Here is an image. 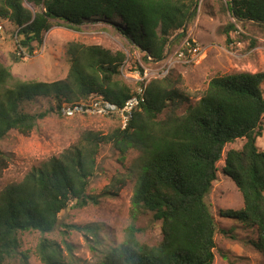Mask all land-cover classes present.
<instances>
[{
    "label": "trees",
    "instance_id": "16d2710c",
    "mask_svg": "<svg viewBox=\"0 0 264 264\" xmlns=\"http://www.w3.org/2000/svg\"><path fill=\"white\" fill-rule=\"evenodd\" d=\"M195 7V0H0V23L10 22L17 30V46L32 55L53 22L77 29L100 21L139 46L146 60L161 62L168 56L171 39L185 36ZM226 9L239 23L264 26V0H226ZM67 55L69 74L53 83L18 80L0 62V140L11 131L29 136L65 103L89 101L96 95L121 108L138 94L121 79L124 53L70 43ZM160 81L142 87L144 102L124 130L110 136L88 131L59 158L0 191V264L16 260L29 264L28 253L19 251L21 233L50 234L70 206L98 203L88 191L97 174L99 150L111 141L122 156L129 149L139 153L133 221L151 216L161 223L163 239L158 245L141 242V231L133 223L125 241L105 251L97 264H214L218 228L207 197L225 147L238 140L245 143L240 150L228 151L223 174L236 184L244 209L225 211L223 216L256 228L254 247L264 256V151L257 145L264 132V72L214 77L199 102L180 117L165 113L167 101L174 102L178 93L164 89ZM40 99H50L54 107L28 112V105ZM10 162L11 156L0 151V178ZM110 193L108 186L104 195ZM73 228L98 235L97 225ZM37 252L43 264H88L67 258L61 246L46 237Z\"/></svg>",
    "mask_w": 264,
    "mask_h": 264
},
{
    "label": "rangeland",
    "instance_id": "374dc122",
    "mask_svg": "<svg viewBox=\"0 0 264 264\" xmlns=\"http://www.w3.org/2000/svg\"><path fill=\"white\" fill-rule=\"evenodd\" d=\"M195 2L194 20L186 25L184 37L177 35L171 39L166 59L171 58L186 40L196 41L202 47V58L194 65L175 63L165 75L160 70L162 64L157 66L146 60L139 46L112 25L100 21L84 24L77 29L53 22L54 26L44 35L43 44L37 46L31 55L17 46L16 28L2 20L0 62L18 80L53 83L65 80L69 74L67 47L70 43L101 46L113 54L121 52L126 56L121 67L122 81L137 91L140 87H148L152 81L161 80L160 85L164 89L178 93L174 102L167 101L165 113L180 117L189 106L199 102L214 77L264 72V26L237 22L226 9V0ZM232 25L236 26L235 30L230 29ZM21 54L25 57L15 60ZM51 105L54 107L50 99H40L37 103H30L27 111L41 112ZM160 119H165V116ZM120 129L123 130L116 117L81 115L68 119L55 112L41 120L29 136L11 131L0 140V151L11 156L9 168L0 178V191L20 183L31 171L52 158H59L64 151L78 144L84 133L93 131L110 136ZM244 143L238 140L225 147L222 159L217 164L218 178L207 197L218 228L214 264H264V256L254 247L258 239L257 229L242 220L223 216L225 211L244 209L239 189L223 174L228 151L240 150ZM257 145L264 151V132ZM138 156L134 149H129L122 156L113 141L102 144L97 155V174L92 178L88 191L90 195L98 197V203L89 202L84 207L70 206L60 214L59 224L50 234L41 235L36 231L21 233L19 251L28 253L29 264H43L37 252L42 237L59 244L67 258L88 264H97L105 251L121 245L133 223L141 231L138 233L141 242L149 245L161 243L160 222L153 221L149 215L133 221L132 198L136 187L135 165ZM108 186L112 193L104 195ZM88 225H97L98 235L73 228ZM10 264L20 263L16 260Z\"/></svg>",
    "mask_w": 264,
    "mask_h": 264
},
{
    "label": "built area",
    "instance_id": "2783aa9c",
    "mask_svg": "<svg viewBox=\"0 0 264 264\" xmlns=\"http://www.w3.org/2000/svg\"><path fill=\"white\" fill-rule=\"evenodd\" d=\"M202 47L196 41L186 40L180 48L174 53V55L161 62H153L150 57L148 61L154 65L163 66L160 68L162 74H168L170 69L175 63H182L185 65L196 64L203 55ZM166 69V72L164 71ZM146 88V87H145ZM145 88H138V94L130 98L123 107H118L115 104L107 101L102 96H92L89 101H80L72 104L65 103L60 108V113L64 118H74L76 116H100V117H116L122 125L124 130L132 116L134 111L144 102Z\"/></svg>",
    "mask_w": 264,
    "mask_h": 264
}]
</instances>
